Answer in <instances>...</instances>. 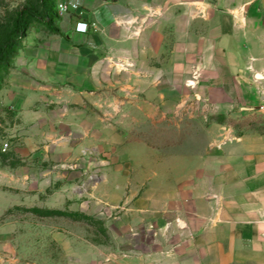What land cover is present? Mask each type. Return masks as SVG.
I'll return each mask as SVG.
<instances>
[{
  "label": "crops",
  "instance_id": "0c3cea01",
  "mask_svg": "<svg viewBox=\"0 0 264 264\" xmlns=\"http://www.w3.org/2000/svg\"><path fill=\"white\" fill-rule=\"evenodd\" d=\"M57 1L70 7L51 26L59 32L46 28L20 48L12 92L0 95V129L21 134L15 154L28 160L12 177L2 173L19 204L71 202L84 212L77 198H92L100 215V185L72 187L82 177H69L68 150L78 145L62 131H84L85 111L72 103L106 71L140 70L154 87L167 81L178 103L204 106L205 118L190 127L169 177L159 168L154 177H108V243L57 227L59 264H264V129L208 120L264 117V0ZM182 86L194 92L183 96Z\"/></svg>",
  "mask_w": 264,
  "mask_h": 264
},
{
  "label": "rangeland",
  "instance_id": "374dc122",
  "mask_svg": "<svg viewBox=\"0 0 264 264\" xmlns=\"http://www.w3.org/2000/svg\"><path fill=\"white\" fill-rule=\"evenodd\" d=\"M54 4V16L58 17L59 3L55 0ZM37 6L38 0H0V47L13 29L17 12ZM45 29L43 25L35 30L31 28L28 36L17 42V54L22 46L37 42ZM17 54L1 64L9 66L0 69V95L12 92L13 63ZM135 72L138 75H130V71L124 69L104 72L99 87L85 89L90 97L84 96L72 103L73 110L85 111L84 131L72 133L69 131L72 128L67 127L62 131V139L67 138L69 145L73 142L78 145L76 150H68L69 177H82L72 187L86 191L100 185V215L92 214V198H77L81 206L88 203L89 208L84 212L75 210L71 202L60 209L47 208L44 202L19 204L18 194L2 173L12 177V167L23 159L28 160L15 154L21 134H8L0 129V264H59L62 247L54 240V234L57 227L66 223L72 236L108 243V177H154L158 168L168 177L172 174L171 159L184 147L190 127L204 123V106L188 101L178 103L175 100L178 91L167 81L163 88L144 85L139 75L141 71ZM157 88L164 89V102L156 100ZM83 90L74 87V93ZM61 92L69 91L62 89ZM193 92L187 86L181 87L182 95ZM196 109L199 117H190L192 111L195 115ZM218 116L208 120L217 121ZM224 117L226 122L240 128L264 129L263 115ZM5 142H9L6 151L3 150ZM74 169L77 170L75 176Z\"/></svg>",
  "mask_w": 264,
  "mask_h": 264
},
{
  "label": "trees",
  "instance_id": "16d2710c",
  "mask_svg": "<svg viewBox=\"0 0 264 264\" xmlns=\"http://www.w3.org/2000/svg\"><path fill=\"white\" fill-rule=\"evenodd\" d=\"M54 2L55 0H38L37 7L23 8L17 12L13 20V29L9 35H7L0 47V69L9 66V64H1L7 62L10 56L17 54V51L15 50L17 42L28 36V32L32 27L43 25L53 32H59L51 27L52 24L59 19V16H54ZM222 117L218 116L215 118L219 122H226L225 117Z\"/></svg>",
  "mask_w": 264,
  "mask_h": 264
},
{
  "label": "built area",
  "instance_id": "2783aa9c",
  "mask_svg": "<svg viewBox=\"0 0 264 264\" xmlns=\"http://www.w3.org/2000/svg\"><path fill=\"white\" fill-rule=\"evenodd\" d=\"M59 9H60L59 13H64V12H68L70 10V7L66 2H61L59 3ZM87 29H88L87 23H82V22L78 23L77 30L85 32L87 31ZM8 148H9V142H5L3 144V150L6 151Z\"/></svg>",
  "mask_w": 264,
  "mask_h": 264
}]
</instances>
